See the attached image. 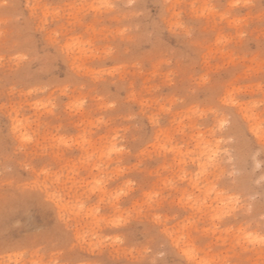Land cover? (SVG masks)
Segmentation results:
<instances>
[{"label": "rangeland", "instance_id": "rangeland-1", "mask_svg": "<svg viewBox=\"0 0 264 264\" xmlns=\"http://www.w3.org/2000/svg\"><path fill=\"white\" fill-rule=\"evenodd\" d=\"M99 2L0 0V24L11 22V27L0 31L20 35L30 21L35 22L36 30L48 23L54 25L48 29L50 34H67L68 39L87 38L101 51L103 46L97 43L100 37L109 34L115 37L124 28L149 31L156 22L155 6L167 5L164 11L169 13L166 17L169 31L164 39L173 50L171 55L165 54L163 61H153V70L143 73L139 86L131 91L111 84L112 92H119L135 108L107 118L95 115V109L89 106L95 88L86 84L74 86V94L63 101V108L58 111L60 106L53 97L58 92L63 96L64 89L57 85L47 96L42 94L52 80L47 69L38 65L25 68L22 62L9 64L11 76L7 82L4 65L0 64V174L6 165L25 166L17 179L7 184L0 180V236L6 234L15 242L34 245L27 253L23 249L16 251L15 247L11 251L0 249V260L7 259L11 264H133L146 258L142 253L149 245L133 247L127 242H118L117 238L123 241V237L112 231L109 224L119 218L118 214L129 219L127 209L120 204L124 197H113L117 192L127 195L136 190L134 180H120L127 172L135 170L143 176L144 186L133 205H143L145 194L158 192V207L179 208L186 213L166 210L139 217L135 226L141 238L145 233L158 230L159 236L166 237L172 246L195 247L199 261L224 259L261 264L264 252L259 246H250L244 236L248 231L258 233L261 218H264V152L260 148L264 142V135L260 134L264 107L259 96L264 83L258 78L264 69L262 13L258 8L249 9L229 18L230 7L224 10L216 7L220 3L231 6L238 0H112L122 4L144 3L148 8L106 17L103 21L95 16L85 21L84 8L53 7L38 17L35 8L29 9L27 16L23 11L12 15L16 10L10 9L6 16L2 7L4 4L94 5ZM239 3L258 6L260 0H239ZM178 4L196 7L182 9L175 7ZM186 14L199 21V31L206 34L195 62V70L199 72V94L195 103H186L177 87L178 79L186 78L183 58H192L185 51L180 31L173 25L184 24ZM123 19L132 22L121 27ZM80 27L83 32L75 31ZM131 38H135V33ZM142 55L153 59L154 54L147 44L143 45ZM93 58L89 53L83 57V62L90 66ZM79 59V54L73 57V60ZM173 62L175 67L167 66ZM69 66L61 59L56 66L55 79L63 80ZM16 73L27 78L18 80ZM187 78H192L191 73H187ZM5 87L10 93L7 102L3 99ZM221 88L223 95L218 96L217 101L224 103L231 97L234 103L226 105L231 110L222 112L219 118L212 115L209 120V114L216 111L210 94ZM169 89L171 91H167ZM33 96L36 99H32ZM178 103L186 106L177 107ZM148 109H154L148 113L149 117L167 116V123L157 129L147 149L126 162L129 159L127 145L137 139L147 122H137L136 118ZM102 119L106 122L101 128ZM223 121L227 123L220 128ZM25 135L31 136L33 142H25ZM43 154L49 157L50 163L46 168L36 169L29 179L28 161ZM213 154L214 159L209 161ZM141 163L143 168L138 167ZM170 182L183 184V187ZM129 183L132 186L125 188ZM29 185L62 190L64 202L44 204L39 199L26 197L20 189ZM232 188L239 191H230ZM21 199L25 200L27 211L9 213L7 208ZM194 205L198 207L194 209ZM225 213L223 219L230 221L225 227H219L222 221L206 223ZM154 216H160L163 223L157 222ZM69 228L72 229L70 243L64 239ZM197 231L198 235H192Z\"/></svg>", "mask_w": 264, "mask_h": 264}, {"label": "snow or ice", "instance_id": "snow-or-ice-1", "mask_svg": "<svg viewBox=\"0 0 264 264\" xmlns=\"http://www.w3.org/2000/svg\"><path fill=\"white\" fill-rule=\"evenodd\" d=\"M2 7L5 9L4 15H9L10 9H15L16 11L12 15H19L21 11L27 16L28 10L35 8L37 10L36 14L38 17H42L44 13L56 8H67L76 9L84 8L85 11L82 12L85 21L92 20L95 16L98 20L103 21L106 17H115L121 15L122 13L132 12L138 9H147L148 5L144 3H130L122 4L115 3L112 0H100L99 3L94 5H83L80 3L68 4V5H52V4H37V5H23V4H4ZM156 22L149 31L141 32L137 29H128L120 33H117L115 37L111 34L108 36H102L99 38L97 43L103 46V50H97L93 42L87 38L84 39H68L67 34L61 35L59 32L49 33L48 29L54 27L52 24L45 23L43 27L39 30L35 29V22L30 21L28 25L25 26L24 31L20 35H12L5 31H0V64L4 65L3 72L6 77V81L10 82L11 74L8 72L9 64L23 63L25 68L41 66L48 70L49 76L52 80L49 82V87L43 90V95L47 96L48 92L51 91L53 87L60 85L64 89V95L60 96L59 92L53 97L57 100L59 104V110L63 108V101L68 99L70 95H73V87L81 84H86L88 87L95 88L92 94V99L89 102V106L95 109V115L102 117H115L119 113H127L129 110L135 108V105L131 104L128 99L121 96L119 92L113 93L111 90V84L115 83L119 89H123L128 92L133 88L139 86L141 82L142 74L153 70V61L159 59L164 60L165 54L171 55L173 50L169 48L166 40L164 39L165 33L169 31V23L166 17L169 13L164 11L167 5H157ZM177 8H191L196 7L195 5H175ZM219 10H224L230 7L232 10L228 13L229 18L233 15H242L249 9H257L262 13L260 24L264 27V0H260L259 5H253L251 3H239L228 6L224 3H220L216 6ZM51 19V16H48ZM185 21L184 24L176 25L173 27L177 28L181 35L180 38L183 40L185 45V51L189 54L192 59L189 60L188 57L183 58L184 69L186 73V78L183 81H179L177 87L180 89V95L185 96L186 103H195L197 96L199 94L198 79L199 72L195 70V62L199 59L198 53L202 50V43L206 40V34L199 31V21L193 19L190 15H185L183 17ZM132 21L129 19H123L121 22V27L123 25L129 24ZM11 27L10 21H5L0 24V29H7ZM100 27V24H97ZM77 32H83V27L75 29ZM132 33H135V38H131ZM220 43H223L221 41ZM43 44L44 47L41 48L40 45ZM147 44L154 54L152 60L146 59L143 55V45ZM262 50H264V40L261 41ZM19 53H24L23 55H18ZM89 53L93 55L91 65L83 62V57L87 56ZM79 54V60H73V57ZM262 58H264V51H262ZM63 59L65 63L70 66L63 80L55 79V70L58 62ZM168 67H175V63L167 65ZM99 69V71H97ZM129 73H134L136 75H129ZM187 73H191L192 78H187ZM16 79L24 80L27 77L21 73H16ZM258 78L264 83V69H262L258 75ZM54 81V82H53ZM20 85H18L19 87ZM167 91H171L170 89ZM40 93H38L39 95ZM160 95V92L156 93ZM223 95V89L221 88L218 92H213L210 94L212 102L216 103V111L209 114V120L212 115L219 116L224 111L231 110L226 107L227 104L234 103L231 97H228L224 103L217 101V97ZM10 93L8 88L5 87L3 99L5 102L9 99ZM262 101V107H264V90L259 94ZM36 99V96L31 97ZM98 98V99H97ZM244 99L245 97H240ZM118 101V103H109V101ZM98 106V107H97ZM186 106L185 104L178 103L177 107ZM7 109H5L6 111ZM154 111V109H148L143 115L137 116L136 120L147 121L143 124V130L136 140L132 141L127 145V152L129 159L126 162H131V157L134 154L141 153V150L147 149L153 141V136L157 129L163 128L167 123V116H148L149 112ZM198 111V110H197ZM105 120L100 121L101 128L105 124ZM204 121H201L203 123ZM227 121H223L219 124L220 128H223ZM260 134L264 135V125L260 129ZM24 141L27 143H32L33 139L31 136L25 135L23 137ZM261 151L264 152V142L260 145ZM116 151H124V149H115ZM214 159V154L209 157V161ZM50 163L49 157L46 154L40 155L37 158L28 161L27 171L28 178L31 179V174L40 168H46ZM25 166L21 165L19 168L8 167L4 168L3 174H0V180L7 184L9 181L15 180L19 177L20 172ZM139 168H143L144 164L138 165ZM47 175V172L43 173ZM121 181H135L136 187L135 191H132L125 195L123 191L117 192L113 199H119L121 196L124 198L120 200V204L123 208L127 209V217L129 219L125 220L122 215H119L118 219L109 221L111 230L118 232L123 237V241L120 237L117 238L118 242H127L133 247H143L144 245H149V247L142 253L143 257L133 262V264H251L250 261H231V260H215V261H199V254L195 247L186 245L185 248L180 246H172L166 237H160L158 230L156 233H145L141 238L140 234L137 232L136 223L139 217L154 212H164L176 211L181 212L179 208L167 209V207H158L157 201L160 199V194L151 193L145 194L143 197V205H133V200L143 191L144 178L142 175L138 174L135 170L127 172V174L120 177ZM59 177H57V181ZM173 183L176 187H183V184ZM132 186L130 183L125 185V188ZM230 191H239L238 188L229 189ZM25 196H31L34 199H39L44 204L60 205L64 202L65 193L62 190H52L51 187L46 189H41L38 186H24L20 189ZM216 190L213 189V192ZM189 200L192 199L191 196L188 197ZM82 208L83 205H80ZM194 209L198 205L193 206ZM7 208V205H6ZM9 213H14L18 210L27 211V204L24 199L15 202L10 208H7ZM181 214H186L181 212ZM222 214L219 217H213L212 220L206 221L208 224H213L216 221H222L219 223V227L223 228L230 221L224 220ZM157 222L163 223L160 216L153 217ZM203 226V225H202ZM198 231L192 233V235H198ZM72 229L69 228L64 236V239L71 242ZM187 238V237H185ZM38 239V237H34ZM245 241L250 246H259L260 250L264 252V218H261L260 228L258 233H253L248 231L244 236ZM202 242V241H197ZM163 245V246H161ZM15 247L16 251L21 249L27 253L29 250L34 248V245L30 242H15L10 239L6 234L0 236V249L5 251H11ZM196 257V259H193ZM0 264H11L7 259L0 260ZM75 264V262H71ZM264 264V261H261Z\"/></svg>", "mask_w": 264, "mask_h": 264}]
</instances>
